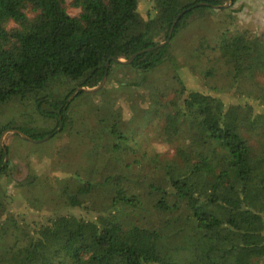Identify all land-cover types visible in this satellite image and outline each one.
Segmentation results:
<instances>
[{
    "label": "trees",
    "instance_id": "trees-1",
    "mask_svg": "<svg viewBox=\"0 0 264 264\" xmlns=\"http://www.w3.org/2000/svg\"><path fill=\"white\" fill-rule=\"evenodd\" d=\"M225 2L157 0L164 39L181 12L170 39L191 13L211 14L228 78L202 90L176 74L174 101L150 77L167 43L113 60L159 43L138 30L139 0H0V108L16 101L45 125L9 118L0 133L89 141L85 163L54 177L50 208L23 223L0 264H264V31L238 24L241 0L216 7ZM106 70L100 89H81ZM124 111L144 129L139 149ZM29 177L30 194L47 180ZM5 205L0 196V216Z\"/></svg>",
    "mask_w": 264,
    "mask_h": 264
},
{
    "label": "rangeland",
    "instance_id": "rangeland-1",
    "mask_svg": "<svg viewBox=\"0 0 264 264\" xmlns=\"http://www.w3.org/2000/svg\"><path fill=\"white\" fill-rule=\"evenodd\" d=\"M66 1L70 2V0ZM153 1L156 11L152 10V1L139 0L138 10L141 21L138 30L143 32L149 41L162 42L165 40L166 25L159 16L157 0ZM185 1L177 0V8H180ZM241 2L242 6L239 9L241 18L238 24L264 31V0H241ZM77 11V9L68 8V12L72 15ZM150 14L152 15L151 18L148 17ZM218 34V27L211 14L208 12L191 13L184 20L182 28L167 42L166 52L150 74L152 83L174 101L180 95V84L176 74L189 87H197L202 90L207 89V86L224 87L228 81L223 72L226 71V68L221 63L216 62L213 49ZM174 65L177 68L176 72ZM208 65H215L217 69L214 71V75L207 79V84L204 86L202 76L208 70ZM218 90L219 92H232L233 88L230 91L219 88ZM71 95L69 100L74 97ZM221 95L224 96V94ZM21 107L23 106L16 101L1 107L0 125L8 121L9 118H13L18 123L28 121V124L45 126L38 117L31 118L28 112L26 115L23 114V111L20 112ZM124 120L123 126L129 125V127L124 130L126 133L124 131L123 133L133 140L131 143L136 144L139 137L143 135V141L136 145V148L139 149L141 144L145 145L146 143L144 142V129H142L141 124L136 123L137 120L134 115L130 116L125 112ZM12 129L15 128L10 130ZM72 135L68 133L57 134L53 137L51 135L48 139L37 143L24 140L13 132H6L0 138V150H2L1 144L8 147L6 159L8 169L6 173L0 174V196L6 201L5 211L0 216V253L7 249L12 239L19 235L22 226H24L23 223H27L25 224L27 227H32L35 222L42 219L39 218L32 222V214L36 212V209L50 208L49 200L54 188L52 181L54 177L62 175L64 170H73L85 163V149L89 147V141L85 139V144L76 145L81 137L77 135L71 137ZM72 141H75L74 144ZM163 147L164 145L161 144L158 149L162 150ZM3 160L4 154L1 166H4ZM29 175L47 179L44 182H37L31 191L32 194H30L27 185L22 186L30 179ZM13 221L18 227L15 232L13 231ZM18 241L21 243L23 240Z\"/></svg>",
    "mask_w": 264,
    "mask_h": 264
},
{
    "label": "water",
    "instance_id": "water-1",
    "mask_svg": "<svg viewBox=\"0 0 264 264\" xmlns=\"http://www.w3.org/2000/svg\"><path fill=\"white\" fill-rule=\"evenodd\" d=\"M230 3H231V0H226V2H225L224 4H221V5L216 6V7H228V6L230 5ZM181 13H182V12H181ZM181 13H180V14H181ZM180 14H178V15L176 16L175 20L173 21V24H172L170 30L168 31L167 38H166L164 41L159 42L158 44H156V45H154V46H152V47H149V48H146V49H143V50H140V51L136 52V53L133 54L129 59L124 60V59H114V58H113V60H114V61L121 62V63H128V62H130V61L134 58L135 55H137V54H139V53H141V52H144L145 50H153V49H155V48H157V47H161V46H163L165 43H167V42L170 40V38H171V34H172L173 26H174V24H175L177 18L180 16ZM107 66H108V64L106 65V67H107ZM106 75H107V70L105 71V73H104L102 79L100 80V82H99L96 86L91 87V88H81V89L84 90V91H86V92H88V91L93 92V91H96V90L100 89V88L102 87V85H103L105 79H106ZM75 94H76V91H74V92L72 93L71 97H72L73 95H75ZM61 127H62V124L60 123L59 126H58V128H57V131H59V130L61 129ZM6 132H13V133H16V134L19 135L22 139L27 140V141H29V142H31V143H37V142L44 141V140L48 139V138L52 135V134H48V135L44 136L43 138H40V139H34V138H31L30 136L26 135L25 133H23L22 131H20V130H18V129H12V130L9 129V130H5V131H3V132L1 133V137H2ZM1 137H0V138H1ZM1 147H2V150H3V153H4L3 165H5V164H6V159H7V150H6V148H5L2 144H1Z\"/></svg>",
    "mask_w": 264,
    "mask_h": 264
}]
</instances>
